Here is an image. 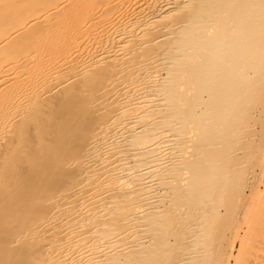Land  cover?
I'll list each match as a JSON object with an SVG mask.
<instances>
[{
  "label": "bare ground",
  "instance_id": "1",
  "mask_svg": "<svg viewBox=\"0 0 264 264\" xmlns=\"http://www.w3.org/2000/svg\"><path fill=\"white\" fill-rule=\"evenodd\" d=\"M262 94L264 0H0V264H264Z\"/></svg>",
  "mask_w": 264,
  "mask_h": 264
},
{
  "label": "rangeland",
  "instance_id": "2",
  "mask_svg": "<svg viewBox=\"0 0 264 264\" xmlns=\"http://www.w3.org/2000/svg\"><path fill=\"white\" fill-rule=\"evenodd\" d=\"M262 95H263V94H262ZM263 96H264V95H263ZM263 96H262V97H263ZM262 100H264V98H263ZM259 186H260V190H261L262 193H263V191H264V190H263V187H264V186H263L262 184H259ZM239 211H240V210H239ZM263 215H264V213H263ZM263 215H262V217H263ZM262 217H261V218H262ZM262 219H264V217H263ZM262 219H261L260 222H262ZM232 263H233V262H232Z\"/></svg>",
  "mask_w": 264,
  "mask_h": 264
}]
</instances>
